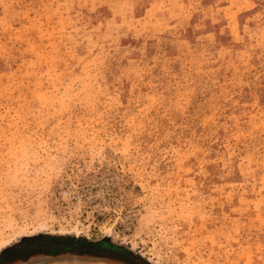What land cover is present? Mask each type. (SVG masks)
<instances>
[{
	"label": "rangeland",
	"instance_id": "1",
	"mask_svg": "<svg viewBox=\"0 0 264 264\" xmlns=\"http://www.w3.org/2000/svg\"><path fill=\"white\" fill-rule=\"evenodd\" d=\"M100 2L0 0V264H264V0Z\"/></svg>",
	"mask_w": 264,
	"mask_h": 264
},
{
	"label": "snow or ice",
	"instance_id": "2",
	"mask_svg": "<svg viewBox=\"0 0 264 264\" xmlns=\"http://www.w3.org/2000/svg\"><path fill=\"white\" fill-rule=\"evenodd\" d=\"M81 7H87V5L82 4ZM92 7L94 10H100V9L108 10L109 14L112 15V19L109 20V27H111L113 23H115L117 27H122V25L119 24V19H120L119 15L114 13L115 6L110 4L108 0H101L99 4L93 3ZM133 7L135 6L133 5ZM252 7H255V5H252ZM261 15L262 17H264V12H262ZM98 64L100 65L101 72H104L105 74H107L108 68H109L107 61H98ZM133 70H136L135 64L131 65L130 68L127 70L122 68V70L116 72L115 74L118 75L121 79H123L124 75L126 74V71H127V74L130 75L131 71Z\"/></svg>",
	"mask_w": 264,
	"mask_h": 264
},
{
	"label": "trees",
	"instance_id": "3",
	"mask_svg": "<svg viewBox=\"0 0 264 264\" xmlns=\"http://www.w3.org/2000/svg\"><path fill=\"white\" fill-rule=\"evenodd\" d=\"M8 250H9V247H5V248H3L2 250H0V253H1V254H5V253L8 252Z\"/></svg>",
	"mask_w": 264,
	"mask_h": 264
},
{
	"label": "flooded vegetation",
	"instance_id": "4",
	"mask_svg": "<svg viewBox=\"0 0 264 264\" xmlns=\"http://www.w3.org/2000/svg\"><path fill=\"white\" fill-rule=\"evenodd\" d=\"M122 264H126V263H122Z\"/></svg>",
	"mask_w": 264,
	"mask_h": 264
}]
</instances>
